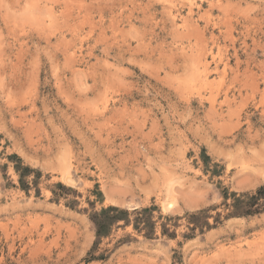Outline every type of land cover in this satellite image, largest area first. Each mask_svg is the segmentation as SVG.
I'll use <instances>...</instances> for the list:
<instances>
[{
  "label": "rangeland",
  "instance_id": "obj_1",
  "mask_svg": "<svg viewBox=\"0 0 264 264\" xmlns=\"http://www.w3.org/2000/svg\"><path fill=\"white\" fill-rule=\"evenodd\" d=\"M262 185L264 0H0V264H264Z\"/></svg>",
  "mask_w": 264,
  "mask_h": 264
},
{
  "label": "trees",
  "instance_id": "obj_2",
  "mask_svg": "<svg viewBox=\"0 0 264 264\" xmlns=\"http://www.w3.org/2000/svg\"><path fill=\"white\" fill-rule=\"evenodd\" d=\"M230 206L232 209L228 213L229 216L250 215L264 210V185L258 187L253 194H233V200ZM143 210L146 211L147 209L145 208ZM111 212L113 214H110ZM126 216L127 212L125 210L123 211L115 206H108L99 212H94L90 216V219L95 227V243L101 236L106 235L111 226L118 220L123 219L127 221ZM191 217L196 218V215L192 214Z\"/></svg>",
  "mask_w": 264,
  "mask_h": 264
},
{
  "label": "bare ground",
  "instance_id": "obj_3",
  "mask_svg": "<svg viewBox=\"0 0 264 264\" xmlns=\"http://www.w3.org/2000/svg\"><path fill=\"white\" fill-rule=\"evenodd\" d=\"M183 19L185 20V18H183ZM183 19H182V20H183ZM185 23H186V22H184L183 24H185ZM203 64H205V62H204ZM202 66H204V65H202ZM203 69H204V67H203ZM199 71H200V70H199ZM199 71H198V72H199ZM206 71H208V70H206ZM203 73H204V71H203ZM201 78H202V77H201ZM201 80H202V79H201ZM166 205H167V206H171V201H166V204L164 205V207L167 208Z\"/></svg>",
  "mask_w": 264,
  "mask_h": 264
}]
</instances>
